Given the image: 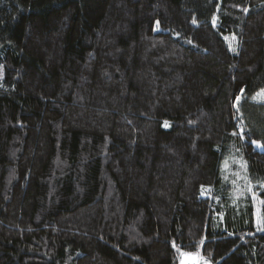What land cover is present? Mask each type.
I'll return each mask as SVG.
<instances>
[{
    "label": "trees",
    "instance_id": "trees-1",
    "mask_svg": "<svg viewBox=\"0 0 264 264\" xmlns=\"http://www.w3.org/2000/svg\"><path fill=\"white\" fill-rule=\"evenodd\" d=\"M262 90L264 0H0V264H264Z\"/></svg>",
    "mask_w": 264,
    "mask_h": 264
},
{
    "label": "rangeland",
    "instance_id": "rangeland-1",
    "mask_svg": "<svg viewBox=\"0 0 264 264\" xmlns=\"http://www.w3.org/2000/svg\"><path fill=\"white\" fill-rule=\"evenodd\" d=\"M179 264H209L206 261L200 260L198 254L192 252L182 253Z\"/></svg>",
    "mask_w": 264,
    "mask_h": 264
},
{
    "label": "snow or ice",
    "instance_id": "snow-or-ice-1",
    "mask_svg": "<svg viewBox=\"0 0 264 264\" xmlns=\"http://www.w3.org/2000/svg\"><path fill=\"white\" fill-rule=\"evenodd\" d=\"M245 11H247V9H245ZM262 94H264V90H262ZM240 98L239 97H237V100H239Z\"/></svg>",
    "mask_w": 264,
    "mask_h": 264
}]
</instances>
